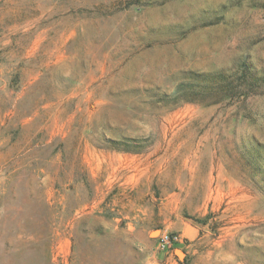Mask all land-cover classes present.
Wrapping results in <instances>:
<instances>
[{"label":"rangeland","instance_id":"obj_1","mask_svg":"<svg viewBox=\"0 0 264 264\" xmlns=\"http://www.w3.org/2000/svg\"><path fill=\"white\" fill-rule=\"evenodd\" d=\"M0 264H264V0H0Z\"/></svg>","mask_w":264,"mask_h":264},{"label":"trees","instance_id":"obj_2","mask_svg":"<svg viewBox=\"0 0 264 264\" xmlns=\"http://www.w3.org/2000/svg\"><path fill=\"white\" fill-rule=\"evenodd\" d=\"M209 75H214L216 77H213V85L214 87H211L209 88V90H213V91H216L217 88L220 86V83H221V79H224L225 75L223 72H218V73H214V74H209ZM199 76H207V75H198ZM241 77L245 78V79H250L252 80L253 82L256 81V80H259L260 78L258 77L257 73L254 71V70H250L249 67H245L242 69L241 71ZM226 79V78H225ZM221 80V81H220ZM243 83H239V85H231V84H228L227 85V90L230 92V95H234L235 92L237 93L239 91V86H241ZM211 91V92H213ZM206 92H209L208 90H206ZM209 92V93H211Z\"/></svg>","mask_w":264,"mask_h":264},{"label":"built area","instance_id":"obj_3","mask_svg":"<svg viewBox=\"0 0 264 264\" xmlns=\"http://www.w3.org/2000/svg\"><path fill=\"white\" fill-rule=\"evenodd\" d=\"M182 235L179 232H162L158 237V246L160 250L168 251L174 247L175 244L182 242Z\"/></svg>","mask_w":264,"mask_h":264}]
</instances>
